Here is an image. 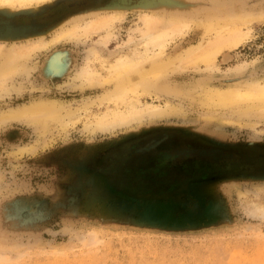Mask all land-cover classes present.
<instances>
[{"label": "rangeland", "instance_id": "1", "mask_svg": "<svg viewBox=\"0 0 264 264\" xmlns=\"http://www.w3.org/2000/svg\"><path fill=\"white\" fill-rule=\"evenodd\" d=\"M57 1L37 14L12 15L0 10V34L13 37V40L0 39L4 50L12 51L25 44L31 34L42 35V40L49 42L54 34L51 28L64 18L80 15L78 23L84 26L91 19L90 11L117 0H72L59 4ZM144 4L152 12L157 6L164 8L159 11L163 20L157 27L165 26L171 13L201 18L206 11H264V0H178L175 4L171 0H148ZM140 13L139 8H129L109 27L88 34L79 28L76 37L49 43L48 47L31 53L24 62L20 61L24 63L23 72L20 70L21 73L0 83V264H264V217L253 205L254 200L264 204V180L235 179L220 183L217 193L222 202L217 211L226 214L224 219L208 228L176 232L104 221L82 197L87 187L82 186L80 193L74 189L68 192L69 185L77 184L72 179L70 163H92L98 154L129 132L188 127L216 142L264 143V118L258 120L251 114L235 122L231 120L230 107L209 110L197 98H178L171 92L203 81L211 87L227 88L263 79L264 23H255L245 40L218 55L216 66L206 68L198 64L174 71L162 82L170 87L167 95L156 91L158 98L145 95L137 103L140 108L163 107L168 100L181 111L163 117H144L112 130L93 129L96 117L116 107L102 100L112 85L98 82L88 85L73 76L92 52L107 59L123 52H143L148 33ZM47 27L45 32L40 31ZM202 33L201 26L192 25L166 46L165 58L195 45ZM37 37L33 35L31 39L36 41ZM56 54L66 64V71L51 75L47 63ZM89 66L96 75H104L97 61H91ZM237 66L241 69L236 70ZM41 74L43 77L48 74L44 77L48 80ZM40 100L59 104L63 122H49L42 133L32 119L4 116L7 111ZM66 110L69 115L64 116ZM118 110L123 111L124 106L119 105ZM165 132L184 135L173 130L157 131L134 139L110 149L103 156L102 167L120 147ZM136 158L128 157L108 170L106 176L111 185L135 196L166 197L153 179L147 180L149 186L145 187L134 182L144 168ZM144 188L152 190L144 193Z\"/></svg>", "mask_w": 264, "mask_h": 264}, {"label": "bare ground", "instance_id": "2", "mask_svg": "<svg viewBox=\"0 0 264 264\" xmlns=\"http://www.w3.org/2000/svg\"><path fill=\"white\" fill-rule=\"evenodd\" d=\"M101 1L103 0H98L97 2ZM147 1L117 0L116 3L114 2L108 6L98 7L96 10L90 11L92 12L90 13L91 19L86 21L84 26H80L78 23L80 15L70 16L71 18L66 17L51 28L54 34H52L53 36L49 42L43 41L42 35L31 34L27 36L25 44L17 46L12 51L4 50L3 45L0 44V83L3 84L7 78L21 73L24 69V63H20V61L22 62L23 60L24 62L26 57L36 50L47 46L49 43L76 37L79 28H83V32L88 34L101 28L109 27L114 20L121 19L129 8H139L141 12L140 18L143 20L146 34L148 33V38L143 44L144 51L141 53H119L113 59L102 58L96 52H92L90 54L91 58L87 57L84 65L73 76L88 85H93L95 82L102 85H112V89L103 95L102 100L109 101L116 107L107 109L106 112L96 117L92 122L95 130H112L116 126H127L133 121L139 122L144 117H163L175 111H181L179 106L173 105L168 100L163 107L145 105L140 108L137 103L139 98L145 95H153L158 98V95L154 93L156 91L167 95L170 87L169 85L167 87L163 86L162 82L174 71L198 64H203L206 68L216 66L215 62L218 55L234 49L245 40L255 23H264L263 10L248 12L241 10L232 12L233 10H228L230 12H222L214 8L216 12L206 11L201 15V18H193L194 16L190 14L191 18L171 13L167 16V24L163 27H157V24L163 20V16L159 11L164 8L154 6L156 7L154 12L149 11L147 10V5L145 6L144 4ZM177 1L171 0V3L175 4ZM54 2L55 0H0V10L12 15L28 12L37 14ZM192 25L202 27L203 33L200 40L195 45L184 48L178 54L176 53L177 55L165 58L167 56L164 54L166 46L176 37L183 36L188 32ZM243 26L245 27L244 31L242 30ZM21 33L19 32V34ZM6 35L0 34V39L7 40L9 37L13 40V37L11 38L10 36L11 34ZM33 35L34 37L38 36L36 41L31 39ZM108 35L109 30L106 38ZM91 61L98 62L104 75L98 76L94 73V70L89 66ZM65 66L66 64L61 56L56 54L47 63V70L51 72V75L52 73L61 74L65 70ZM238 68L241 69V66H237L235 69L237 70ZM171 92L174 97L178 98L189 100L197 98L209 110L230 107L233 109L231 120L235 122H238L240 117L251 114L253 115L252 117L258 118V120L264 118V78L245 84L236 83L227 88L211 87L206 81H203L184 88H176ZM58 105L54 101L49 100L35 101L15 110L12 109L13 111H7L4 116L9 119L16 117L32 119L40 132L44 133L48 129L49 122H63V115H61ZM119 105L124 106L123 111L118 110ZM243 106L244 108H242ZM67 115H69V112L66 110L64 111V116ZM255 124L257 123H248L250 126ZM253 205L258 211L262 212L264 217V204L254 200Z\"/></svg>", "mask_w": 264, "mask_h": 264}, {"label": "flooded vegetation", "instance_id": "3", "mask_svg": "<svg viewBox=\"0 0 264 264\" xmlns=\"http://www.w3.org/2000/svg\"><path fill=\"white\" fill-rule=\"evenodd\" d=\"M263 154L264 143L206 141L196 136L165 132L120 147L110 154L109 162L103 165V173L107 174L122 160L134 156L144 167L135 177L137 185L145 187L147 180L153 179L154 185L164 190L166 196L173 195L187 208L197 204L196 196L199 195L205 207L211 203L220 206L218 185L236 175L246 178L264 175ZM152 171L155 173L151 174ZM203 182L205 185H198ZM150 190L143 189L144 193Z\"/></svg>", "mask_w": 264, "mask_h": 264}, {"label": "water", "instance_id": "4", "mask_svg": "<svg viewBox=\"0 0 264 264\" xmlns=\"http://www.w3.org/2000/svg\"><path fill=\"white\" fill-rule=\"evenodd\" d=\"M65 1L72 0H58L56 3L59 4ZM48 29L47 27V29L43 28L40 31L45 32ZM44 62L45 61H43V63ZM43 63L40 72L42 71ZM44 79L48 80L46 78ZM170 130L178 131L184 135L196 136L202 140H210L198 134L196 131H191L188 127L148 128L136 132H129L117 139L105 152L98 154L92 163L85 161L78 162L74 165L70 163L69 167L72 169V179L75 180L77 184L75 183L74 186L69 185L67 187L68 192L74 189L80 193L82 186L87 187V189H85L86 193L82 194V197L86 199L87 204L92 208L95 207V210L98 211L104 221L174 232L199 230L218 225L226 214L218 212L217 206L213 203L205 207L202 203V196L200 195L196 196L197 204L191 208H187L173 195H168L164 198L156 197L155 195H131L127 190H120L112 186L106 174L103 173V156L108 154L110 149H116L124 143L142 138L153 132ZM235 179L264 180V175H249L247 178L236 175L228 180ZM198 185L203 186L205 182Z\"/></svg>", "mask_w": 264, "mask_h": 264}]
</instances>
